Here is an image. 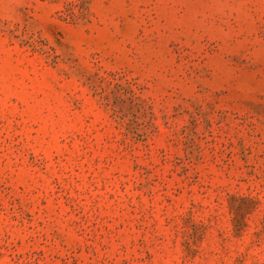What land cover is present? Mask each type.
<instances>
[{
  "label": "rangeland",
  "instance_id": "374dc122",
  "mask_svg": "<svg viewBox=\"0 0 264 264\" xmlns=\"http://www.w3.org/2000/svg\"><path fill=\"white\" fill-rule=\"evenodd\" d=\"M0 264H264V0H0Z\"/></svg>",
  "mask_w": 264,
  "mask_h": 264
}]
</instances>
